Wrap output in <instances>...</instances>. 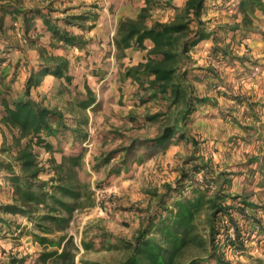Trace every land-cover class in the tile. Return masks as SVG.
Returning <instances> with one entry per match:
<instances>
[{
  "label": "trees",
  "instance_id": "1",
  "mask_svg": "<svg viewBox=\"0 0 264 264\" xmlns=\"http://www.w3.org/2000/svg\"><path fill=\"white\" fill-rule=\"evenodd\" d=\"M153 6L172 7L174 16L167 21L154 20L146 23ZM236 7L241 19L226 23L223 31L227 34L236 30L254 29V13L264 12V0H236ZM207 8L206 0H186L182 6H175L165 0L157 4L156 0H145L136 18H123L118 21L114 46L118 53L124 55L127 48L143 49L145 41L152 46L148 49L145 61L130 66L125 76L137 82L145 91L140 101H155L166 105V110L145 116L144 121H155L159 116H166L165 124L151 138L142 140L146 152L165 151L172 143L182 141L192 145V152L184 159V166L179 169L175 183H164L163 190H153L154 197L143 210H137L139 216L146 218L131 239L111 236L101 233L98 236L100 246L106 249H121L124 258L120 264H233L227 256L226 249L234 254L245 249V230L257 229L264 233V225L254 215L247 214L249 208L256 204L245 195L226 192L224 183H229L228 172H216L211 162L197 154V141L189 135L187 126L192 116L204 104L210 103L207 96L195 94L194 82L201 81L198 74H192L190 63L193 62L190 52L201 41L211 39L209 55L223 65L231 64L236 59L232 55L230 44L225 43V36H219L216 28L210 30L202 19V12ZM12 21L21 17L23 36L26 41L34 43L36 38L28 35L35 31L38 34H48L51 47H77L82 49L86 41L60 25L61 19L65 24H75L84 27L81 21L91 18L86 14H71L63 18H54L41 8H21L12 1H0V121L17 129L15 142L18 151L14 160L0 157V175L9 185L8 201L0 202V213L21 215L33 220L45 232L63 231L69 226L73 212L82 206V194L70 176H64L65 164L79 165L83 152L65 154L59 147L58 135L73 137L77 140L86 139L80 128H72L66 123L63 112L55 107L43 104L31 97V89L40 85L44 76L53 75L63 82L71 83L73 76L69 71V59L56 55L44 48L37 68L28 69L26 86L23 93H16L11 87L12 80L7 81L8 67L4 63L9 60L10 53L17 46L10 45L4 38L7 26L5 18ZM37 26L36 23H39ZM93 24H90L92 26ZM222 41V42H220ZM19 49V48H18ZM238 57V56H237ZM27 65V63H26ZM214 68H207L211 77L221 80ZM95 101L87 96L78 102L86 108ZM214 103V102H213ZM174 108L173 115L169 110ZM55 140V142H53ZM23 141V142H22ZM35 148L48 152V159L54 175L47 179L42 174L48 172L40 164ZM132 147H127V154ZM9 149L0 147L2 151ZM61 153V161L57 162L53 153ZM119 149L112 150L106 157V162ZM144 156L139 158L142 160ZM125 159L115 164L111 172L119 173L121 166L126 165ZM18 169H17V167ZM203 172V181L197 180V174ZM40 211H43L42 213ZM240 220H245L243 223ZM43 222H51L54 226L45 227ZM234 226V238L227 234L229 226ZM10 220L0 214V230L10 228ZM36 239L45 243L46 238L35 235ZM66 236H60L64 240ZM53 244V241H50ZM60 244V241L56 242ZM75 248L69 236L61 251L52 250L41 254L42 261L52 259L53 264H77ZM93 244L85 243L84 247ZM23 259L11 258L6 264H22ZM82 264H102L97 261L82 260Z\"/></svg>",
  "mask_w": 264,
  "mask_h": 264
},
{
  "label": "rangeland",
  "instance_id": "2",
  "mask_svg": "<svg viewBox=\"0 0 264 264\" xmlns=\"http://www.w3.org/2000/svg\"><path fill=\"white\" fill-rule=\"evenodd\" d=\"M0 1H12L21 8H41L54 18H63L68 14L78 13L80 7L87 8L89 6L93 13L83 14L91 17L96 14L95 19L98 17L95 10L97 3L91 4V2L94 3L97 0ZM79 3L86 4L77 6ZM233 3H223L224 5L215 3L212 5L218 11L208 10L207 16H210L208 20L210 23L207 26L217 24V28H222L219 30L220 37L225 36L227 38L231 36V39L227 42L232 44V49L234 48L232 55L236 56L235 59L241 58L235 61L245 63L251 70L246 73L245 70L240 71L241 75L238 76H241V78L248 76L255 78L264 72V55L253 53L256 43L245 41L242 34L238 36L231 35L233 31L226 34L223 27H219L241 19V14L236 10V5H233ZM151 10L150 15L153 14L154 18L160 21L170 20L175 13L174 10L172 15H169L161 8L158 10L152 8ZM94 20L88 18L81 21L84 27L69 25L73 27L74 31H78L84 36L90 34V31H94V24L96 25L93 22ZM5 21L7 37L15 44H19L17 38H24L20 27L12 25L10 17H6ZM91 23L92 26H90ZM254 23L257 31L253 32L257 34H255L254 41H264V12L255 11ZM60 25L66 28L62 19ZM71 26L69 28H72ZM12 34H14V39L11 37ZM115 34L116 32L112 37V41L110 40L111 37L105 39L103 46L106 49L103 51L102 58L95 61V64L99 61L104 62V64L109 62V68L112 67L113 69L111 73L106 67L103 69L101 67L94 68L92 72L91 69L87 70L86 65H84L85 57L78 54L76 49L73 48L72 51H69L71 52L70 55L65 52L62 53L64 57L69 59V62L71 61V69L68 71L74 74L71 83L67 84L62 79L54 77L43 84L45 87L31 89L33 96L36 95L42 103L44 102L48 106L61 110L66 117V123L70 127L80 128L87 135L86 139H78L75 144L71 135L67 137L58 135L59 147L65 154L83 152L80 164L73 166L65 164L63 173L64 176H70L74 184L78 186V190L82 194L80 199L82 206L73 212L69 226L63 231L45 232L44 228L37 225V218L29 220L21 215L0 213L11 223L10 228L7 230L6 228L0 230V264L8 263L13 257L23 259L22 264H53L51 258L42 261L41 254L52 250L61 251L69 236H71L75 248H72L70 244L68 248L74 251L77 264H82V260L97 261L102 264H120L125 256L124 251L121 249H106L100 246L98 236L101 233H107L111 236L133 238L141 224L146 221V218L143 217L145 213H142L140 217V211H136L143 210L149 203H153L154 197L150 194L151 191L158 190L161 192L164 183H175L179 169L184 166V159L190 155L192 145L185 141L178 144L172 143L163 152L153 151L152 155H149V152H146L145 145L141 144L142 140L154 136L167 119L163 115L155 121H144L145 116L165 111L166 105H159L155 101L143 103L140 101V98L146 93L138 86L137 82L125 76V71L128 67L143 61L130 64L131 60L126 58L125 50L124 55H121L122 53H118L116 48L112 56L108 48L110 45H114ZM43 40L47 43L50 42L48 38ZM202 44L205 47V44ZM99 46L94 45L92 48L96 50ZM199 46L202 45H197L196 51L193 49L196 58H192L193 62L190 63L192 70L196 69L193 63H196L198 67L205 64L202 59L206 58V54L202 56L199 53ZM52 48L54 49V47ZM57 49L61 50V48ZM15 56L16 54H13L4 63L5 66H9L7 81L12 80L11 87L14 92L23 93L27 77L22 74L25 70L20 59L15 61ZM213 61L216 68L223 72V79L227 80L226 82L223 79L221 80V103L217 108L211 103L209 107L203 106L198 109L192 116L193 119L187 126V130L191 131L189 135L197 141V154L203 157L205 155L210 156L214 170L219 169L218 166L214 165L215 160H218L216 158V156H219L218 152H222L227 158L231 159L232 171L229 174H233V182L224 183L225 188L230 184L229 186H231L234 194L245 195L248 200L254 202L257 205L256 208H249L247 214L256 216L260 223L264 225V123H257L261 120L258 116H245L243 112L231 114V110H233L231 107L234 106L235 103L233 102L235 101L231 102L230 100L239 98L233 94V91L237 89L232 88V82H234L232 71L225 68L227 64L223 65L216 59H213ZM87 72L89 75L93 73L94 78L87 79ZM198 73L196 71L194 74ZM76 75L81 76V79L76 80ZM193 86L195 94L198 95L207 89L203 85L200 86L199 82H194ZM34 90H36V93ZM87 96L93 97L95 101L83 108L78 102ZM168 112L173 115L174 108ZM251 123L254 125L249 126L248 124ZM3 136L4 139L0 147L9 150L2 151L0 157L13 161L18 151L15 142L18 134L16 135L11 129H7L6 136L5 134ZM127 147H132L129 154L125 150ZM35 149L38 151L37 158L40 164L48 170L41 177L47 179L49 176L54 175V170L51 169L48 161L51 155L41 148ZM114 149H119L120 153L106 162V157ZM141 156L144 157L139 161ZM53 157L57 162L61 161L60 152L53 153ZM123 159L126 160L127 164L120 167L119 173H112L111 168ZM196 176L197 180L203 181L202 171ZM5 183L0 175L1 186ZM238 218L240 220L239 216ZM244 221L240 220L241 223ZM41 223L45 227L54 226L51 222L41 221ZM246 227L249 231L247 233L245 230L247 241L243 251L239 250L231 254L229 249H226L225 244L222 245H224L227 256L233 260L237 258L235 255L238 257L242 255L241 257L250 261L249 264H262L264 263V233H260L257 229L250 230L249 224ZM35 235L46 238L47 242H39ZM63 235L66 238L61 240L60 236ZM50 241L54 243L51 244ZM58 241H60V244L56 243ZM87 242L93 244V246L85 248L84 244Z\"/></svg>",
  "mask_w": 264,
  "mask_h": 264
},
{
  "label": "crops",
  "instance_id": "3",
  "mask_svg": "<svg viewBox=\"0 0 264 264\" xmlns=\"http://www.w3.org/2000/svg\"><path fill=\"white\" fill-rule=\"evenodd\" d=\"M157 4H163L165 0H156ZM172 2V4H174L175 6H182L186 0H169ZM229 2H234L233 5H236V0H206V4H207V8H205L202 12V19L205 20L206 24L209 25V19L210 16H207V12L208 10H215L218 11V9L216 10V7H213L212 5H214L215 3H219L221 5H224L223 3L227 4ZM97 3V6L95 7V10L97 12V18L93 21L94 23H96V25L94 24V31H90V34L88 35H84L82 36V34H80L78 31H74L73 27L71 25H75V24H65L64 26L66 27L65 29L72 32L75 35H78L80 37H82L83 40L86 41L85 46L80 49L77 47H66V48H62V47H54V49L49 46V42H45V40H43L44 38H48L50 41V38L48 36V34H38L35 31H29L28 35L32 38H36L37 41L34 42L33 44L26 41L25 37L23 39L21 38H17V41L19 44H15L9 37H7L6 32L4 35L5 40L7 41V43H9L10 45L13 46H17V48H13V52L10 53V58L12 57L13 54H16V60L20 59V62L23 65V69L25 70L24 72H22V74L24 75V77H27L28 75V69L30 68H37L40 60H41V53L44 52V48L47 49L50 52H53V54L56 55H62V53H67V55L71 54L73 48L76 49V51L78 52V54H81L85 57L86 61H84V65H86L87 70L94 68H107L108 71H110V73L112 72V67L109 68V62H107L106 64H104V62H97V64H95L96 60H100L102 58L103 55V51L106 49L103 45H104V41L105 39H109L111 37V41H112V37L114 36V33L116 32V27H117V23L120 19L123 18H136L137 14L140 11V8L142 6H144L145 4V0H97L96 2L91 4H95ZM85 5L86 3H79L78 5ZM88 4V3H87ZM100 6V8H99ZM236 7V6H235ZM27 8H37V7H27ZM154 9L157 8L158 9H163V11L168 12L169 15H172V11H174V9L172 7H161V6H153ZM25 9V8H24ZM237 10V7H236ZM82 11V12H81ZM152 11V10H151ZM81 13H93V10H90L89 6L87 8L85 7H80L78 10V13L75 14H81ZM217 13V12H216ZM73 14V13H71ZM68 14V15H71ZM9 17V16H7ZM6 19V18H5ZM11 19V18H10ZM154 20H159V19H155L154 15L151 14L150 17L147 19L146 23L148 25H150ZM39 23H36L35 25L37 26ZM92 24V23H91ZM12 25L14 26H18L20 27V30L22 33H24V28L22 26L21 23V17H18V19L16 21H12ZM217 25V24H216ZM215 24L210 25L208 28L210 30H215L216 27ZM255 25V23H254ZM69 26H71L72 28H69ZM217 34H219V30H217ZM253 32H257L256 31V25L254 27V29L251 30H236L233 31L231 35H235L238 36L239 34H242V37L245 41H252L256 43V47H255V51H253V53H257L256 55H264V41H254L255 40V34ZM14 34H12V39H14ZM229 35V34H228ZM257 35V34H256ZM231 36L229 37H225V43H228L227 41H229L231 38ZM102 39V40H101ZM205 44L204 45L202 44ZM211 39H207V40H203L201 41L198 45H202L199 46V53L203 56H205L206 54V58L202 59L205 61L204 65H201L198 67V65L196 63H193V66L196 67V69L192 70L191 68V72L194 74L197 72L198 75L201 77V81H199L200 86H204L207 89H203L204 91L202 93L199 94V96H207L208 99L210 100V103H206L203 106H208L209 104H213L216 108L217 106L221 103V98H222V91L220 90V88L222 87L221 84V80L223 79V72L219 71L218 68H216V64H214V61L211 57V55H209V49L211 46ZM230 43V42H229ZM94 45H100L98 48H96V50H93ZM145 45L146 47L143 49H136V48H127L125 49V53H126V58H128L129 60H131L130 64L133 63H138L139 61H145L146 58V54L148 49L152 46L151 42L149 40L145 41ZM196 47L195 46L194 50L196 51ZM19 48V49H18ZM57 48H61L57 49ZM230 48H231V52L234 53L232 50H234V48L232 49V44H230ZM194 50H192L191 53V58L195 59L196 56L194 55ZM62 51V52H61ZM108 51L111 52V55H114V51H115V46L114 45H110L108 48ZM112 55V56H113ZM131 57V58H130ZM208 57V58H207ZM9 58V59H10ZM14 61V60H13ZM195 62V61H194ZM27 63V65H26ZM204 66V67H202ZM28 68V69H27ZM207 68H214L213 70L218 73V75L220 76L221 80H217L213 77H211V74L207 71ZM225 68L228 70L230 69L232 71V79H234L232 82V88L237 89L236 91H233V94L236 97L239 98H235V99H231L230 101L235 103L234 106L232 105L231 110V114L233 115L236 112H243V114H245V116H249V117H260V121H257V123H264V72H262L261 74H259V76L255 77V78H251V77H246V78H241L240 71L245 70L246 72H250L251 70H249V68L247 67V65H245V63H241V62H237V61H233L230 65H226ZM71 69V61L69 62V71ZM71 74V73H70ZM93 75V73H91ZM72 76L74 74H71ZM89 75L88 72L86 73V78L90 79L94 78V76ZM54 78L53 75L51 74H47L44 76L43 80L41 81L40 85L35 87V88H39V87H45L43 84H45L47 81H49L50 79ZM107 78V75H106ZM76 80L81 79V76H77L75 77ZM130 79V78H129ZM225 82L227 81L226 79H223ZM229 80V79H228ZM219 81V82H217ZM243 83H241V82ZM240 82V83H239ZM34 89V88H32ZM34 92L36 93V90H34ZM200 92V90H199ZM17 93V92H16ZM246 93V94H244ZM20 94V93H19ZM35 95V94H34ZM245 95V96H244ZM31 97L39 100L37 98V96H33V93L31 92ZM40 101V100H39ZM214 102V103H213ZM43 104H45L43 102ZM46 105V104H45ZM200 107V108H201ZM199 108V109H200ZM1 116V114H0ZM249 126H253L254 124H248ZM7 129H11L12 132L14 134H18L17 129L11 128L10 126L6 125L5 123L0 121V145L3 142L4 139V134L6 136V130ZM189 130V129H188ZM249 130V129H248ZM190 131V130H189ZM191 132V131H190ZM191 152H192V147H190ZM219 156L216 158L218 160H215L214 165L218 166V170L216 172L219 171H225L223 169H230V170H226V172H228V176L230 178V181L233 182V174H229L231 173V165H232V161L231 159L227 158L224 154H222V152H218ZM220 157V158H219ZM205 160H208L209 162H211V158L210 156L205 155L204 156ZM212 163V162H211ZM218 164V165H217ZM230 171V172H229ZM230 184H228V186H226V192L230 193V194H234L232 192V188L231 186H229ZM4 190V191H3ZM9 185L7 183H5V185L3 184L1 186L0 184V202H7L8 201V197H7V193H9ZM232 192V193H231ZM6 244V243H5ZM13 253V252H11ZM242 255H239V257L237 255H235V257H237L235 260H232L233 264H249L250 261L247 259H244L243 257H241ZM264 264V263H262Z\"/></svg>",
  "mask_w": 264,
  "mask_h": 264
},
{
  "label": "built area",
  "instance_id": "4",
  "mask_svg": "<svg viewBox=\"0 0 264 264\" xmlns=\"http://www.w3.org/2000/svg\"><path fill=\"white\" fill-rule=\"evenodd\" d=\"M227 234L229 237L234 238V226H229L227 229ZM247 240L245 239L244 242H246Z\"/></svg>",
  "mask_w": 264,
  "mask_h": 264
}]
</instances>
